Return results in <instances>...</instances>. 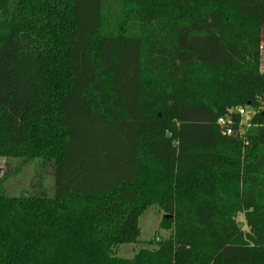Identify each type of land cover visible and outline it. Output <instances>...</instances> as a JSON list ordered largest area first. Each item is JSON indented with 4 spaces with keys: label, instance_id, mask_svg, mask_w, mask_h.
<instances>
[{
    "label": "trees",
    "instance_id": "obj_1",
    "mask_svg": "<svg viewBox=\"0 0 264 264\" xmlns=\"http://www.w3.org/2000/svg\"><path fill=\"white\" fill-rule=\"evenodd\" d=\"M263 42L264 0H0V157L56 186L0 191V264H264Z\"/></svg>",
    "mask_w": 264,
    "mask_h": 264
},
{
    "label": "rangeland",
    "instance_id": "obj_2",
    "mask_svg": "<svg viewBox=\"0 0 264 264\" xmlns=\"http://www.w3.org/2000/svg\"><path fill=\"white\" fill-rule=\"evenodd\" d=\"M108 5L111 14L115 11L114 6L112 3ZM107 24L104 33L118 31L119 23L116 19L108 20ZM261 68L264 70V42ZM55 187L54 162L39 158L0 157V191L17 196L22 193L35 194L43 189L48 195L53 196ZM163 215V211L157 205H152L141 213L138 218L141 230L139 241L121 245L118 255L123 258H132L139 249L156 248L157 241L168 238L170 230L162 225ZM237 220L242 228L247 227L243 213L238 215Z\"/></svg>",
    "mask_w": 264,
    "mask_h": 264
},
{
    "label": "built area",
    "instance_id": "obj_3",
    "mask_svg": "<svg viewBox=\"0 0 264 264\" xmlns=\"http://www.w3.org/2000/svg\"><path fill=\"white\" fill-rule=\"evenodd\" d=\"M263 107H264V101H263ZM258 109L252 108L250 106L246 107H235L228 110L227 114L225 116H221L218 119V123L222 128L223 133L225 134H231L232 133V122H233V116L239 115L241 118V123L249 127L251 125L250 121L252 120L253 116L257 113Z\"/></svg>",
    "mask_w": 264,
    "mask_h": 264
},
{
    "label": "water",
    "instance_id": "obj_4",
    "mask_svg": "<svg viewBox=\"0 0 264 264\" xmlns=\"http://www.w3.org/2000/svg\"><path fill=\"white\" fill-rule=\"evenodd\" d=\"M170 217V215H167V218Z\"/></svg>",
    "mask_w": 264,
    "mask_h": 264
}]
</instances>
